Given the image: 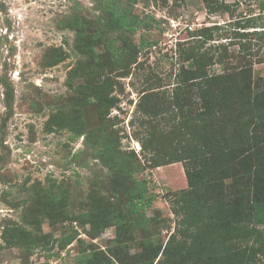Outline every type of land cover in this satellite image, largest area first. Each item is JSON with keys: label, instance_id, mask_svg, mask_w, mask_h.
I'll return each instance as SVG.
<instances>
[{"label": "rangeland", "instance_id": "1", "mask_svg": "<svg viewBox=\"0 0 264 264\" xmlns=\"http://www.w3.org/2000/svg\"><path fill=\"white\" fill-rule=\"evenodd\" d=\"M262 4L0 0V264H239L224 251L264 264V225L234 237L245 225L229 230L227 210L251 213L250 190L264 178V128L245 146L237 132L250 112L264 113ZM115 38L138 52L127 48L129 66L88 82L104 97L112 84L116 104L88 103L82 49L99 39L102 54ZM191 63L216 76L214 97L229 96L213 111L220 157L194 140L206 126L196 95L189 132L157 112ZM187 169L204 176L193 190ZM130 188L153 199L142 217L125 206Z\"/></svg>", "mask_w": 264, "mask_h": 264}, {"label": "trees", "instance_id": "2", "mask_svg": "<svg viewBox=\"0 0 264 264\" xmlns=\"http://www.w3.org/2000/svg\"><path fill=\"white\" fill-rule=\"evenodd\" d=\"M262 8L264 9V4H262ZM112 20L115 21L114 25L116 30L124 29L130 33L134 30L133 27H126L122 19L115 20L109 18L106 20V25H110L112 27V25L109 24ZM98 40H94V43L88 42L85 49H82V51H85V55H87L89 59L87 63H85L86 66L82 68V72L77 74V78H82L84 81L87 80L85 82L82 80L83 83L81 82L79 92L82 95H86L85 100L88 103H91V99H94L98 100V102L101 103H107L111 107L117 102V99L114 96H110L113 85H108L109 95H106L107 97H104L103 95L99 94L98 96H96L94 93H92V91H95V89L92 88V85L98 83L102 75L108 73V71L129 66L130 62H127L126 60H124L125 58H123L125 52H127V48L129 49V52L130 50H132L136 54L138 52V49L128 44L127 40V45L124 44L126 47H124V45L116 47L115 44L118 39L115 38L113 41H108L107 44H105L107 46L105 48V53L98 54L96 53L93 47L99 45ZM120 41L121 40H118L117 42ZM140 42V46H144L145 41L141 40ZM126 62L127 64H125ZM191 65L192 68L190 69H185L183 67L179 69V75H177L178 83L173 91L175 93L171 104H169L170 107L167 109L165 108L164 110L158 109L157 112L160 114L166 112L169 115L168 120L171 124H175L177 128L188 130L187 132H189L193 129L192 126L195 127V125L197 124L194 118L187 116L186 113L190 112L189 109L191 106H193L197 96V103L201 101L202 106L204 108L203 118H200V120L203 121V124H206V126L205 128L202 127V131L199 132L198 135L196 132L193 133V136H195L194 140L195 142L201 141L202 147L200 146V150H207L210 153H215L218 157H220L218 154V147H222V143L220 140L221 136H217L216 132L214 134V129L217 128L218 125L216 121V116L215 114H213V111L219 104L229 101V96L225 95V93L221 95L219 93L220 96L218 95L217 97H214V86L216 76L207 77V74L203 70V68H201V65H193L192 63ZM88 82H91L92 85L88 86ZM96 91L99 92V89L96 88ZM250 121H252L251 124L249 123ZM240 126H242L243 129L241 128L240 131H237L240 137V139H238V143H240L242 146H245L246 144L248 145L255 142L258 138V134L261 133V129L264 128V113H262L261 111H259L258 113H254L253 111L250 112V115L242 119V123ZM197 130L198 129H195V131ZM214 146H216L217 150L216 148H214ZM199 149H195V159L201 158L202 156L203 158L208 157V152L203 153L201 155L199 153ZM216 161L217 159H211V161H208V163L210 165H215ZM202 166L204 167L205 165ZM202 169L204 168H201L200 170ZM186 175L188 186L190 187V189L193 188L192 181L203 176V174L200 172L195 173L194 171L192 172L188 169L186 170ZM258 179V181H255L258 184H254L253 189L250 190L252 197L251 199L249 198L248 202L249 210L251 213H245L243 215L241 213H243L245 210L243 208L239 209L237 208V206L228 207L227 209L230 212V216L234 215V218H236L228 226L229 230L237 229L235 225H245L234 237L238 236L239 238L241 237V235L253 236L255 233H260V230H256V227L264 225V178L259 177ZM152 200V197H145L144 195H142V193H136V191L130 188L129 190H127L124 202L125 206L129 209L130 212L134 214H139L142 217L144 212L147 209L151 208ZM236 213L238 215H236ZM107 221L108 223H111L110 219H108ZM249 224H251L252 227H248ZM96 226H98V224ZM120 230L121 229H118V232ZM224 254L225 258L230 261V263H235V261L237 260L239 264H245L243 262V253H226L224 251Z\"/></svg>", "mask_w": 264, "mask_h": 264}]
</instances>
